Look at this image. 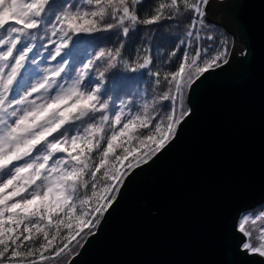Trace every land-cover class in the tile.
I'll list each match as a JSON object with an SVG mask.
<instances>
[{
	"label": "snow or ice",
	"instance_id": "obj_1",
	"mask_svg": "<svg viewBox=\"0 0 264 264\" xmlns=\"http://www.w3.org/2000/svg\"><path fill=\"white\" fill-rule=\"evenodd\" d=\"M212 0H0V264H76L236 49ZM83 55H77L81 46ZM234 252L264 264V201Z\"/></svg>",
	"mask_w": 264,
	"mask_h": 264
},
{
	"label": "water",
	"instance_id": "obj_2",
	"mask_svg": "<svg viewBox=\"0 0 264 264\" xmlns=\"http://www.w3.org/2000/svg\"><path fill=\"white\" fill-rule=\"evenodd\" d=\"M236 49L189 97L174 143L127 183L76 264H245L238 209L264 201V0H212Z\"/></svg>",
	"mask_w": 264,
	"mask_h": 264
},
{
	"label": "trees",
	"instance_id": "obj_3",
	"mask_svg": "<svg viewBox=\"0 0 264 264\" xmlns=\"http://www.w3.org/2000/svg\"><path fill=\"white\" fill-rule=\"evenodd\" d=\"M217 31H218L219 33H224V34H226V35L228 36V38H229L230 44H231V45L233 44V38H232V37H231V36H230L225 30H223L221 27L217 26ZM84 51H85V46L82 45L81 48H80V51H79L78 53H76V54H77V55H83Z\"/></svg>",
	"mask_w": 264,
	"mask_h": 264
}]
</instances>
